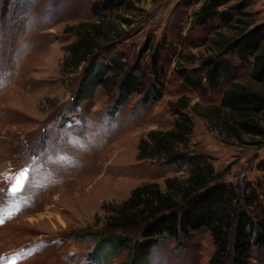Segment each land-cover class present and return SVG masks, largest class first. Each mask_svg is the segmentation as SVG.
Wrapping results in <instances>:
<instances>
[{
	"label": "rangeland",
	"instance_id": "374dc122",
	"mask_svg": "<svg viewBox=\"0 0 264 264\" xmlns=\"http://www.w3.org/2000/svg\"><path fill=\"white\" fill-rule=\"evenodd\" d=\"M101 1L0 0V264H131L127 248L99 253L94 233L138 238L137 229L112 225L121 201L136 185L154 181L165 189V177L183 179L193 169L168 153L151 155L144 144L149 130L172 128L177 111L193 122L187 143L174 146L178 153L200 156L214 171L229 165L221 178L239 190L264 178L257 166L262 137L229 135L215 108L230 82L264 89L251 77L250 61L219 53L236 66L212 87H192L178 71L198 76L192 67L240 28L264 24V0H223L230 23L196 20L207 0H134L133 10H95ZM96 24L108 31L95 35L97 61L121 54L127 68L138 60L145 87L156 55L158 98L146 100L144 89L117 104L112 78L78 99L87 61L75 65L69 45ZM182 95L188 106L179 110ZM214 251L202 228L162 237L143 264H209ZM247 264H264V249L253 247Z\"/></svg>",
	"mask_w": 264,
	"mask_h": 264
},
{
	"label": "trees",
	"instance_id": "16d2710c",
	"mask_svg": "<svg viewBox=\"0 0 264 264\" xmlns=\"http://www.w3.org/2000/svg\"><path fill=\"white\" fill-rule=\"evenodd\" d=\"M222 3L223 0L203 2L195 13V19L203 23L210 18H219L230 23L232 13L226 8L220 9ZM119 7L133 10L134 0H102L93 9L113 10ZM79 24L84 26L86 23ZM104 29L101 31L99 24L92 25L91 29L79 31L81 37L69 45L75 65L87 61L78 99L91 95L97 84L105 85L112 78L118 87L117 104L126 100L131 93L144 89L146 100L158 98L161 95V81L157 74L155 54L151 65L153 77L147 87L138 60L127 68L121 61V54L112 55L107 61H97L96 36L108 32ZM239 30L236 37L220 44L222 48L219 52L205 58L197 67H192L198 76L192 77L179 69L183 80L196 88L216 85L221 77L232 73L236 66L219 53L234 51L241 61H250L251 77L264 82V24ZM86 84L88 93L84 94ZM179 100L182 101L179 110L188 106L183 95ZM215 108L219 114L222 112L220 120L229 135L241 140L243 134H248L251 137L261 136L264 140V89L230 82L223 89ZM177 112L180 118L172 128L149 130L144 144L151 148L148 151L151 155L168 153L170 161L182 159L192 162L193 169L183 179L165 177V189H161L154 181L133 187L130 195L119 204V215L114 217L112 225L122 230L137 229L139 237L106 230L96 231L94 238L99 253L127 248L131 255L130 263L143 264L162 237H188L191 231L206 228L215 243L209 264H247L253 247L264 249V189L258 188L264 183V178L253 185L247 183L248 189L239 190L236 184L221 178L229 165L214 171L210 163H202L200 156L196 160V155L178 153L174 146L187 143L186 136L192 131L193 122L188 113ZM257 166L264 172V157L258 160Z\"/></svg>",
	"mask_w": 264,
	"mask_h": 264
}]
</instances>
